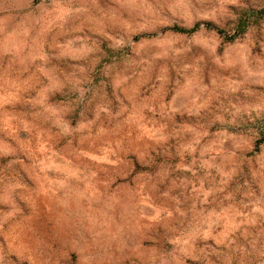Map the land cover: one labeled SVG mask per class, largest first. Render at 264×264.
Masks as SVG:
<instances>
[{
  "label": "clouds",
  "instance_id": "9594fccd",
  "mask_svg": "<svg viewBox=\"0 0 264 264\" xmlns=\"http://www.w3.org/2000/svg\"><path fill=\"white\" fill-rule=\"evenodd\" d=\"M0 264H264V0H0Z\"/></svg>",
  "mask_w": 264,
  "mask_h": 264
}]
</instances>
